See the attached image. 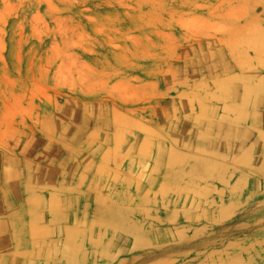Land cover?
I'll list each match as a JSON object with an SVG mask.
<instances>
[{
    "label": "rangeland",
    "instance_id": "rangeland-1",
    "mask_svg": "<svg viewBox=\"0 0 264 264\" xmlns=\"http://www.w3.org/2000/svg\"><path fill=\"white\" fill-rule=\"evenodd\" d=\"M0 223V264H264V0H0Z\"/></svg>",
    "mask_w": 264,
    "mask_h": 264
},
{
    "label": "bare ground",
    "instance_id": "bare-ground-1",
    "mask_svg": "<svg viewBox=\"0 0 264 264\" xmlns=\"http://www.w3.org/2000/svg\"><path fill=\"white\" fill-rule=\"evenodd\" d=\"M124 96H126V95H124ZM123 209V208H122ZM124 210V209H123ZM126 215H128V214H125V216L122 218V219H120V218H118L119 216L117 215V214H113V217L112 218H110V220L111 221H113V222H116L117 224H113V226L115 225V226H118V225H120V224H123V223H126L124 226L123 225H121V228L123 229V230H135L136 228L138 229L139 227L138 226H140V224H138V222H136V221H132V220H128V217L126 216ZM160 219H158V218H156V219H151V221L150 222H147V224H148V228H149V230H147L148 231V233H152L153 231H151L150 229H152V224L151 223H153L154 221H156V222H158ZM122 221H123V223H122ZM159 222H161V221H159ZM136 223H137V225H136ZM141 227H143L142 225H141ZM116 228V227H115ZM134 232V231H133ZM135 233V232H134ZM134 243H136V244H139L140 243V235H137L136 233H135V240H134ZM146 255V256H145ZM145 257L146 258H148V257H150L151 255H152V253H150V252H146L145 253ZM136 258V257H135Z\"/></svg>",
    "mask_w": 264,
    "mask_h": 264
},
{
    "label": "crops",
    "instance_id": "crops-1",
    "mask_svg": "<svg viewBox=\"0 0 264 264\" xmlns=\"http://www.w3.org/2000/svg\"><path fill=\"white\" fill-rule=\"evenodd\" d=\"M76 152H77V149H73V150L69 149V155H71V154H77ZM79 162H80V161L76 160L75 165H79ZM73 182L75 183L74 185L78 184V186H81V184H82V182H81L80 180H78V179L74 180ZM28 193H29V192H28ZM70 199H71V198H70V196H69V200H70ZM31 219H32V218H30V220H31ZM30 220H29V221H30ZM33 222H35V221H34V220H31L30 222H27V223H28L29 225H31ZM2 225H3V224L0 223V227H1ZM25 231L28 232L27 228H26ZM28 233H29V232H28ZM35 239H36V238H35ZM28 243L31 244L32 246H34V245H36V243H39V242H38V241L35 242L34 239H31V242L28 241Z\"/></svg>",
    "mask_w": 264,
    "mask_h": 264
}]
</instances>
